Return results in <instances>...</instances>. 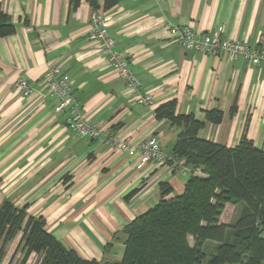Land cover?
Segmentation results:
<instances>
[{
    "label": "crops",
    "instance_id": "1",
    "mask_svg": "<svg viewBox=\"0 0 264 264\" xmlns=\"http://www.w3.org/2000/svg\"><path fill=\"white\" fill-rule=\"evenodd\" d=\"M99 3L94 10L87 0L77 7L70 0H0L16 26L0 37V204L27 205L66 247L114 264L125 252L124 226L160 200V183L178 195L192 174L173 156L181 127L157 117L160 105L175 99L179 113L204 120L205 139L234 147L247 138L264 149V63L185 48L163 23L264 46V0H120L111 9ZM94 12L112 18L109 35L152 94L151 105L127 89L102 40L91 38ZM52 65L73 83L84 119L101 129L99 136L67 126L69 109L57 110L59 98L44 82ZM19 79L28 81L30 94L16 86ZM212 109L223 111L221 122L206 119ZM123 136L136 144L157 137L167 161L140 168L138 155L113 145ZM20 237L8 243L0 264L21 263L22 252L12 259ZM25 264H38V255Z\"/></svg>",
    "mask_w": 264,
    "mask_h": 264
},
{
    "label": "trees",
    "instance_id": "2",
    "mask_svg": "<svg viewBox=\"0 0 264 264\" xmlns=\"http://www.w3.org/2000/svg\"><path fill=\"white\" fill-rule=\"evenodd\" d=\"M77 7L81 0H70ZM94 10L99 0H87ZM120 0H104L111 9ZM15 24L0 10V37L13 34ZM181 127L173 156L192 169L181 194L168 182L160 183L161 198L146 212L128 222L123 258L114 264H264V149L247 138L229 147L201 137L205 121L193 113H179L177 101L156 109ZM221 109L206 110V119L219 123ZM202 174L194 173L195 171ZM227 204L237 205L233 222L221 220ZM21 232L12 259L22 252L20 264L32 253L38 264H102L83 258L66 247L46 228L43 216L4 199L0 204V259L8 243ZM194 239V246L189 237ZM216 243L207 258L203 246ZM106 264V263H103Z\"/></svg>",
    "mask_w": 264,
    "mask_h": 264
},
{
    "label": "built area",
    "instance_id": "3",
    "mask_svg": "<svg viewBox=\"0 0 264 264\" xmlns=\"http://www.w3.org/2000/svg\"><path fill=\"white\" fill-rule=\"evenodd\" d=\"M93 28L91 38H100L102 40L101 50L108 55L110 64L117 68L119 76L126 82L127 89L142 103L151 105L153 96L149 92L143 91L140 79L131 68V62L124 57L117 49L116 40L109 35L108 26L112 18L103 15L100 12H94L92 15ZM163 29L185 48L203 51L211 54L224 53L231 59L243 58L248 62L259 65L264 63V46H250L240 40L224 38L220 30L210 32H200L192 26H176L170 23H163ZM44 82L48 93L59 98L57 110L69 109L67 126L79 132L82 135L97 137L101 134V129L94 123H89L84 119L80 106L73 94V83L63 75L59 66L52 65L48 69ZM16 86L28 95L32 89L25 79H19ZM113 145L117 150L126 151L130 156L138 155L140 168L155 162H166L167 156L163 151L160 140L157 137H151L136 144L132 142L130 136L116 138ZM186 171V168H183Z\"/></svg>",
    "mask_w": 264,
    "mask_h": 264
},
{
    "label": "rangeland",
    "instance_id": "4",
    "mask_svg": "<svg viewBox=\"0 0 264 264\" xmlns=\"http://www.w3.org/2000/svg\"><path fill=\"white\" fill-rule=\"evenodd\" d=\"M237 213H238L237 208L235 206L231 205L228 207V209L225 210L223 216L221 217V220L224 222H227V223H229V222L231 223L234 221ZM189 242L192 246H194L195 242H194V239L192 236L189 237ZM215 246H216V243L213 241H208L204 244L203 250L206 252L207 258L214 251Z\"/></svg>",
    "mask_w": 264,
    "mask_h": 264
}]
</instances>
